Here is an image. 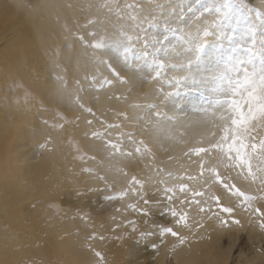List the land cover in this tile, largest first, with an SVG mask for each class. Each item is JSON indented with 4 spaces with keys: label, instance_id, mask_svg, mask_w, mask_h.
<instances>
[{
    "label": "snow or ice",
    "instance_id": "obj_1",
    "mask_svg": "<svg viewBox=\"0 0 264 264\" xmlns=\"http://www.w3.org/2000/svg\"><path fill=\"white\" fill-rule=\"evenodd\" d=\"M66 6L73 9L72 0H66ZM86 7H93L91 0ZM99 8L104 10L103 16L90 15L83 21L73 16L71 23L62 22L63 48L55 46L44 52L51 78L46 70H33L31 85L19 80L11 86L20 93L13 101L23 103L26 112L38 104L43 113L51 114L41 116L42 127L50 130L41 147L55 152L51 132L64 136L62 142L71 145L73 159L85 165L81 172L96 182L88 191L104 193L108 202L126 201L135 195V202L116 209L122 218L117 221L112 216L114 227L109 231L103 230V224L98 229L89 213L77 209L71 219H79L87 229L79 243L85 255L81 264H108L107 245L126 240L128 234L121 229L135 230V220L123 217L128 210L143 212L141 202L147 203L149 182L165 192L176 224L189 231L193 226L184 209L190 204L199 207L203 215L196 222V235L201 240L210 239L200 235V229L213 218L221 227L244 228L236 218V208L201 190L203 185H221L248 215V223L264 232V206H258L264 201V0H200L197 14L178 26L169 22L159 48L156 44L150 47L146 37L140 40L132 29L144 19L146 10L148 19H153L162 8L160 0H144L143 4L100 0ZM56 20L60 23L61 17ZM110 41L118 49L115 55L108 51ZM101 67L108 73L101 74L102 78L96 75ZM70 68L82 75L70 81ZM88 89L97 93L92 102L82 95ZM186 89L194 93L191 101L183 95ZM102 92L109 106L101 110L93 102L101 101ZM113 101L125 107L117 109L111 106ZM186 103L192 104L193 118L182 115ZM73 108L75 111H69ZM82 126V137L90 142L88 151L75 138ZM69 130L71 134L65 136ZM177 144L186 146L182 175L155 164L154 176L146 179L127 170L137 160L155 162V149L168 153ZM176 159L168 156V160ZM222 169L235 173L236 179L254 190L238 187ZM121 178L125 186L116 188ZM169 178L175 183L170 185ZM74 191L78 197L85 194L78 186ZM167 236L175 240L168 262L173 264L175 250L190 241L173 227L164 230L163 237ZM153 247L159 258L162 245ZM231 252L230 246L214 264H237L229 258Z\"/></svg>",
    "mask_w": 264,
    "mask_h": 264
},
{
    "label": "bare ground",
    "instance_id": "obj_2",
    "mask_svg": "<svg viewBox=\"0 0 264 264\" xmlns=\"http://www.w3.org/2000/svg\"><path fill=\"white\" fill-rule=\"evenodd\" d=\"M74 7L68 9L66 0H0V264H22L20 261L25 257L30 240V231H38L42 239L40 264H81L85 258L79 249L81 237L87 231L79 219L72 220L77 209L90 214L91 221L99 229L104 225V231L114 227L111 217L116 216L117 221L121 213L118 208H125L129 202H135L133 194L126 201L108 202L104 199L102 192H90L88 189L96 184L87 173H82L84 167L79 160L73 159L71 145L62 142V136L55 131L51 135L56 140V151L48 152L41 147L45 137L49 134L41 125V116H50L43 113L37 106L31 112H26L23 103L17 105L13 97L19 95V91L12 89L14 81L23 80L32 84L33 70L45 71L51 78V69L48 58L44 55L46 50L55 46L63 48L62 22L68 20L71 23L73 16L83 19L90 15L103 16L104 10L99 8L100 0H91L93 7L87 8L89 0H72ZM138 2L143 4L144 0H121V3ZM162 8L158 10L153 19H148V10L144 13V19L134 26V34L140 40L145 37L159 48L163 44L162 34L165 32L169 22L173 26L183 23L186 18L197 14L200 8V0H160ZM255 2V0H253ZM84 8V11H80ZM61 17L58 23L56 17ZM155 21V22H154ZM171 33H169V36ZM171 38V37H170ZM159 40V44H157ZM109 52L117 54L118 49L111 46ZM110 58L109 56L105 57ZM91 71V70H90ZM107 75L104 67L96 73ZM82 75L74 69L69 70V79ZM87 83V82H85ZM71 86V84H70ZM143 90V89H141ZM97 93L88 89L84 98L92 102V97ZM110 94V93H109ZM101 101L95 103V107L101 110L109 106L105 99V93H100ZM183 95L191 101L194 93L186 89ZM111 106L119 109L125 107L122 104L111 102ZM182 115L193 118L194 109L191 103L183 104ZM69 111H75L70 109ZM109 119L111 115L109 114ZM191 136V130H187ZM83 126L75 133V138L81 141V148L85 151L90 149V142L82 137ZM69 133L65 135H70ZM187 138V137H186ZM192 142V141H190ZM185 145H174L170 152L165 153L159 149L155 162L149 159L137 160L128 166L131 173L142 179L154 176L155 165L165 167L177 175L184 173L181 165L185 164L186 158L182 157ZM103 156V153H100ZM177 157L176 160H168V156ZM91 164V162H89ZM127 164V161H122ZM195 168V166H193ZM224 175H231L232 182L245 190H254L247 182L235 178V173L223 170ZM111 179V177H110ZM175 180L169 178V184ZM84 190V195L78 197L74 191L75 187ZM125 186V179L117 181L115 187ZM102 187V185H100ZM203 191L214 193L220 197L221 203L236 208V218L241 219L243 229L236 226L221 227L215 218L206 221V227L200 229V235L209 236L210 239L201 240L196 235L197 221L201 219L202 213L195 204H190L184 210L188 212L189 224L193 226L192 231L177 225L175 217L171 214V202L163 190L149 182L145 199L147 203L143 212L134 213L128 210L125 220H135V230L130 228L121 229L127 236L121 244L111 242L107 245L108 264H168L172 257L170 249L175 243L171 236L163 237L166 228L173 227L188 236L190 243L175 250L173 264H214L215 258L222 252H226L231 246L230 259H235L237 264H264V232L254 224H249L248 215L238 207L235 198L219 184L203 185ZM183 199V194L178 193ZM42 196H50L57 199L53 204H46ZM40 197L33 204L30 201ZM176 206L180 207L179 200ZM258 206H264V201H259ZM79 232L80 236L76 233ZM167 241V243H163ZM162 245L159 258L153 245ZM54 248L52 257L50 248ZM35 255L30 258L34 259ZM28 264V263H25Z\"/></svg>",
    "mask_w": 264,
    "mask_h": 264
},
{
    "label": "rangeland",
    "instance_id": "obj_3",
    "mask_svg": "<svg viewBox=\"0 0 264 264\" xmlns=\"http://www.w3.org/2000/svg\"><path fill=\"white\" fill-rule=\"evenodd\" d=\"M252 2H253V0H252ZM132 31H133V33L135 32L134 28L132 29ZM184 107L186 109H188V107L183 106V108ZM188 111H189V109H188ZM65 136H67V135H65ZM62 139L64 140V136H62ZM41 198L45 199L46 204H53V203L57 202V199L54 198V197L42 196ZM38 199H40V197L33 198L30 201V204H33ZM42 239L43 238H41L40 233L38 231H30V240H29L28 249H27L28 251H27V253L25 255L26 258L22 259L20 261V263H22V264H25V263H28V264H40V263H37L36 261L41 260V258H42V254H41V242H42ZM50 252H51L52 257H54V248L51 247L50 248ZM31 255H35L34 259L30 258Z\"/></svg>",
    "mask_w": 264,
    "mask_h": 264
},
{
    "label": "clouds",
    "instance_id": "obj_4",
    "mask_svg": "<svg viewBox=\"0 0 264 264\" xmlns=\"http://www.w3.org/2000/svg\"><path fill=\"white\" fill-rule=\"evenodd\" d=\"M248 222V221H247ZM177 261H178V264H181V261H180V259L179 258H177Z\"/></svg>",
    "mask_w": 264,
    "mask_h": 264
}]
</instances>
